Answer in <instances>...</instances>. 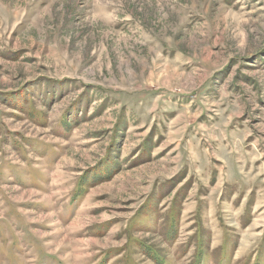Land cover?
Wrapping results in <instances>:
<instances>
[{"label": "rangeland", "instance_id": "374dc122", "mask_svg": "<svg viewBox=\"0 0 264 264\" xmlns=\"http://www.w3.org/2000/svg\"><path fill=\"white\" fill-rule=\"evenodd\" d=\"M0 264H264V0H0Z\"/></svg>", "mask_w": 264, "mask_h": 264}]
</instances>
